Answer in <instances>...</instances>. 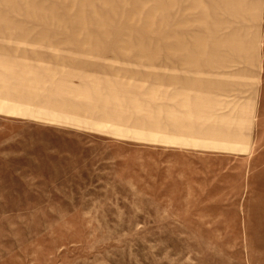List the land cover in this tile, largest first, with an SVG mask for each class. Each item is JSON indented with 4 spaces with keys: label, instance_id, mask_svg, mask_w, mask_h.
Returning <instances> with one entry per match:
<instances>
[{
    "label": "rangeland",
    "instance_id": "1",
    "mask_svg": "<svg viewBox=\"0 0 264 264\" xmlns=\"http://www.w3.org/2000/svg\"><path fill=\"white\" fill-rule=\"evenodd\" d=\"M19 30L50 109L0 96V264H264V0H0Z\"/></svg>",
    "mask_w": 264,
    "mask_h": 264
},
{
    "label": "crops",
    "instance_id": "2",
    "mask_svg": "<svg viewBox=\"0 0 264 264\" xmlns=\"http://www.w3.org/2000/svg\"><path fill=\"white\" fill-rule=\"evenodd\" d=\"M41 26L45 27L46 25L41 23L39 26L33 25L32 27ZM19 27L22 26H16V28ZM19 31L21 32L17 39L19 45L14 50L19 55L18 59L10 60V58L0 57V74L2 69L13 75L15 73L13 71H16V77H14L12 84L0 79V96L4 100L7 98L18 99L17 102L23 100L27 104L37 102L40 107H49L48 109H50V67L44 64H49L48 57L44 50L40 48L30 50L26 46L27 40H31L30 42L34 45H40L46 39V32L40 30L34 39H28L33 31ZM0 49L4 50V48ZM9 110L14 111L15 108L11 107Z\"/></svg>",
    "mask_w": 264,
    "mask_h": 264
}]
</instances>
